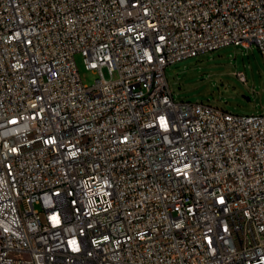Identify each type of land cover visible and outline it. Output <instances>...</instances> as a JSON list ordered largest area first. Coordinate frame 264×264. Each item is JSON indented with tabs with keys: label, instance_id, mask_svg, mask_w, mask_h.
<instances>
[{
	"label": "built area",
	"instance_id": "built-area-1",
	"mask_svg": "<svg viewBox=\"0 0 264 264\" xmlns=\"http://www.w3.org/2000/svg\"><path fill=\"white\" fill-rule=\"evenodd\" d=\"M226 45L264 0H0V264H264V112L165 72Z\"/></svg>",
	"mask_w": 264,
	"mask_h": 264
},
{
	"label": "rangeland",
	"instance_id": "rangeland-1",
	"mask_svg": "<svg viewBox=\"0 0 264 264\" xmlns=\"http://www.w3.org/2000/svg\"><path fill=\"white\" fill-rule=\"evenodd\" d=\"M75 59L82 81L94 83L99 74L86 66L80 52ZM239 70L244 71L246 83L238 78ZM165 72L176 100L210 101L240 114L264 112V57L256 46L204 51L168 64Z\"/></svg>",
	"mask_w": 264,
	"mask_h": 264
}]
</instances>
